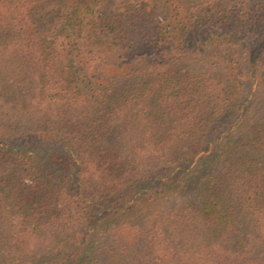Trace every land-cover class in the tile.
I'll return each mask as SVG.
<instances>
[{
    "label": "trees",
    "instance_id": "trees-1",
    "mask_svg": "<svg viewBox=\"0 0 264 264\" xmlns=\"http://www.w3.org/2000/svg\"><path fill=\"white\" fill-rule=\"evenodd\" d=\"M0 264H264V0H0Z\"/></svg>",
    "mask_w": 264,
    "mask_h": 264
},
{
    "label": "rangeland",
    "instance_id": "rangeland-1",
    "mask_svg": "<svg viewBox=\"0 0 264 264\" xmlns=\"http://www.w3.org/2000/svg\"><path fill=\"white\" fill-rule=\"evenodd\" d=\"M153 59H155V58H153ZM239 64L240 63H236V62L231 63L230 65L233 67V69H230L228 71H230V72H237V70H239L241 68V66ZM248 86H249V83H244V85L243 86L241 85V87H238L237 86V90H239V91L241 90L242 91L245 88H247Z\"/></svg>",
    "mask_w": 264,
    "mask_h": 264
}]
</instances>
